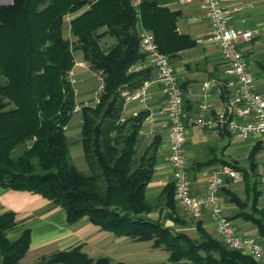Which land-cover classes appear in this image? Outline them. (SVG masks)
<instances>
[{
    "label": "trees",
    "instance_id": "obj_1",
    "mask_svg": "<svg viewBox=\"0 0 264 264\" xmlns=\"http://www.w3.org/2000/svg\"><path fill=\"white\" fill-rule=\"evenodd\" d=\"M140 1L141 22L154 33L163 54L173 60L196 46L195 40L179 33L182 13L168 6L173 0ZM139 21L132 0H0V187L51 201L65 212L70 226L86 218L117 237L153 240L170 252L172 261L260 264L203 234L201 225L204 239L197 244L148 217L162 203L172 212L177 206L174 183L156 203L148 199L162 136L155 135L142 149L148 113L125 114L123 93L151 78L149 69L136 68L146 60ZM66 25L75 43L65 37ZM108 36L116 43L106 49L102 41ZM76 52H82L103 79L98 101L80 109L79 144L87 173L76 167L71 148L78 140L67 134L77 112L70 78ZM259 150L254 146L248 157L253 171ZM247 218L264 241V208L259 210L254 202ZM17 228L14 212L0 214V264H22L30 249V229L17 239L8 237ZM37 264L114 263L106 257L94 260L76 247L43 256Z\"/></svg>",
    "mask_w": 264,
    "mask_h": 264
},
{
    "label": "crops",
    "instance_id": "obj_2",
    "mask_svg": "<svg viewBox=\"0 0 264 264\" xmlns=\"http://www.w3.org/2000/svg\"><path fill=\"white\" fill-rule=\"evenodd\" d=\"M1 1L3 4L12 3L11 0ZM223 2L229 7L238 9L234 12L232 27L252 31L254 34L250 41H241L239 47L248 58L250 70L255 78L256 90L264 95V0H223ZM168 6L182 13L177 23L179 33L189 36L195 42L198 39H205L210 34V24L202 17V6L198 0L187 3L173 0ZM73 17H68V20ZM115 43V39L110 36L102 41L106 49L111 48ZM171 62L176 69L184 97L187 127L185 153L193 195L199 197L205 194L207 180L214 169L230 166L239 171L242 174V181L234 183L228 179V184L220 190L223 214L234 221L242 234L260 237L257 227L247 216L252 212L254 202L259 210L264 208V192L259 182V174L264 165V138L241 140L231 135L221 124L218 126L215 124L213 128L208 129L200 128L194 123L200 114L204 95L203 86L206 83L213 85L210 96L211 107L206 112L207 119L217 120L218 114L225 109L228 92L223 74L227 64L218 45L207 42L196 43L194 48L179 53ZM85 65L89 64L82 54L71 74L76 72L77 76L83 75L86 71ZM141 69L151 71V78L144 86L145 101L141 103L134 99L127 102L125 114L135 115L141 111L148 113L142 131V149L149 145L155 135L162 136L155 173L147 189L148 199L156 203L158 198L162 197L164 189L173 183V172L169 162L168 104L163 84L156 79L153 67L144 61L141 63ZM102 89L103 84L99 92L88 91L85 96L79 95L80 97L77 94L79 111L85 105L95 104ZM139 89L127 92L135 93ZM70 131L71 125L67 134ZM256 145L260 148L256 156V164L259 168L257 174L252 170V164L248 159ZM78 153L80 155L81 152ZM234 196L238 200L234 199ZM238 201H241V204ZM8 211L16 214L18 222V228L8 234L10 239H17L25 229L31 230L30 249L21 261L22 264H37L43 256L76 247H81L82 251L94 260L106 257L114 264H194L187 259L172 261L170 252L156 247L153 240L134 241L127 237H117L92 225L86 218L70 226L66 221L65 212L51 201L31 192L0 187V214ZM148 217L171 228L176 234H185L197 244H201L204 239V235L199 230L200 225L203 234L218 238L215 225L209 216L201 219L192 218L178 206L175 212H172L162 203ZM37 221L40 225L35 230L33 223Z\"/></svg>",
    "mask_w": 264,
    "mask_h": 264
},
{
    "label": "built area",
    "instance_id": "obj_3",
    "mask_svg": "<svg viewBox=\"0 0 264 264\" xmlns=\"http://www.w3.org/2000/svg\"><path fill=\"white\" fill-rule=\"evenodd\" d=\"M12 1V0H11ZM187 3L191 0H178ZM202 6V17L211 27L205 39H198L197 44L214 43L218 45L227 66L223 78L226 79L227 102L225 109L218 114L217 120L207 119L206 112L211 107L212 83L203 86V100L200 105L199 117L194 123L200 128L211 129L222 125L236 138L241 140H259L264 138V95L255 87V78L250 70L247 56L239 47L241 41H250L252 31L232 27L234 12L238 9L224 4L223 0H198ZM139 21V38L141 50L156 73V79L163 84L168 104V140L169 162L172 167L175 186L176 204L192 218L201 219L209 216L215 225L219 240L231 250L240 251L260 264H264V241L261 237L246 236L238 231L234 221L223 212L220 190L228 184L242 181V174L230 166L214 169L207 180L206 192L196 197L192 192V181L188 172V160L185 153L187 143L186 110L184 97L179 85L176 69L168 55L160 51L154 33L141 22V1L132 0ZM141 69V64L137 67ZM135 93L124 92L126 101L137 99L145 101L144 86ZM136 115V114H135ZM244 118H247L246 120ZM259 182L264 192V165L259 174Z\"/></svg>",
    "mask_w": 264,
    "mask_h": 264
},
{
    "label": "rangeland",
    "instance_id": "obj_4",
    "mask_svg": "<svg viewBox=\"0 0 264 264\" xmlns=\"http://www.w3.org/2000/svg\"><path fill=\"white\" fill-rule=\"evenodd\" d=\"M66 20H67V22L69 21L68 18ZM65 37L67 39H70L74 43L76 41V39L71 36V34L69 32V26L68 25H66V27H65ZM80 55H82V52H76L75 53V60L76 61L78 60ZM85 69H86L85 73L81 76H77L76 72L72 73V74L70 73V78H71L72 82L74 83L78 97L85 96L86 92L88 93V91L92 92V93H94L96 91L99 92L101 90V86L103 84V79H102L101 74L95 72L90 67V65H85ZM77 110L78 111L75 114V116L73 118V122L71 124V131H70V133H68V136L71 140H73V141L78 140V143L71 148V156L73 158V161H74L76 167L80 171L87 173L88 167H87L86 161L84 159L82 147L79 144L80 133H78V132H79L81 115H80V111L78 108H77ZM78 151L81 152L80 155H79ZM257 168L255 171L256 174L259 172V168L258 169ZM39 225H40V222L38 223V221H37V222L33 223V228L36 230L37 227H39Z\"/></svg>",
    "mask_w": 264,
    "mask_h": 264
}]
</instances>
